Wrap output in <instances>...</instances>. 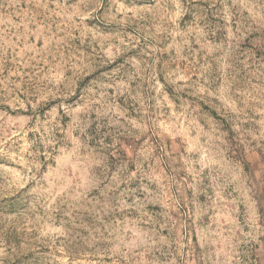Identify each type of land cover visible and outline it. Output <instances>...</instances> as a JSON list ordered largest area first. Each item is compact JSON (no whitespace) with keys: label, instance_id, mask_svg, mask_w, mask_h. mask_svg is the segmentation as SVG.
<instances>
[{"label":"rangeland","instance_id":"1","mask_svg":"<svg viewBox=\"0 0 264 264\" xmlns=\"http://www.w3.org/2000/svg\"><path fill=\"white\" fill-rule=\"evenodd\" d=\"M0 264H264V0H0Z\"/></svg>","mask_w":264,"mask_h":264}]
</instances>
